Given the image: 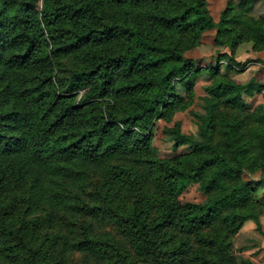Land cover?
Returning <instances> with one entry per match:
<instances>
[{"label": "trees", "instance_id": "obj_1", "mask_svg": "<svg viewBox=\"0 0 264 264\" xmlns=\"http://www.w3.org/2000/svg\"><path fill=\"white\" fill-rule=\"evenodd\" d=\"M208 0H0V264H240L234 240L261 230L264 105L249 110L236 64L197 68L187 52L218 29L231 52L264 51V17ZM211 77L199 132L157 121ZM247 176V178L245 177ZM190 183L205 199L183 203Z\"/></svg>", "mask_w": 264, "mask_h": 264}, {"label": "rangeland", "instance_id": "obj_2", "mask_svg": "<svg viewBox=\"0 0 264 264\" xmlns=\"http://www.w3.org/2000/svg\"><path fill=\"white\" fill-rule=\"evenodd\" d=\"M240 1L208 0L209 11L214 20L219 22L229 3L234 2L235 5H238ZM249 1H251L253 15L264 17V0ZM217 31L218 29H214L206 32L201 39L200 45L194 50L187 52V56L195 61L197 68L218 66L219 64L222 69H225L229 63L236 64L240 68L239 70L236 69V72L232 76L238 83L247 84L251 81H256L261 85L252 95L248 93L243 94L244 102L248 105L249 110H253L259 105H264V51H254L253 44L246 42L240 45L233 53L227 46H220L216 43ZM211 82V77L207 75L199 77L195 86L196 94L193 104L187 110L175 114L173 121L170 123L162 120L156 122L153 144L157 147L161 157L167 158L187 152V146H181L180 148L174 146V142L169 140L165 129L173 127L176 122H180L181 130L185 134L197 136L199 132L198 123L191 111H204L202 108V97L205 95V87L210 85ZM245 177L247 178V176ZM253 181L258 188L256 192L258 200L264 203V178L261 177L260 173H257ZM204 199L205 196L197 183H190L181 196L183 203H201ZM263 230L264 214L261 216L260 231L257 229V224L254 221L246 222L240 230L234 240V250L243 259V262L240 264H264V259L257 261L258 256L254 254L255 249H252L257 243H261L262 235L260 233H263ZM262 258H264V255H262Z\"/></svg>", "mask_w": 264, "mask_h": 264}, {"label": "crops", "instance_id": "obj_3", "mask_svg": "<svg viewBox=\"0 0 264 264\" xmlns=\"http://www.w3.org/2000/svg\"><path fill=\"white\" fill-rule=\"evenodd\" d=\"M260 235H262L261 236V243H262V245H261V243H257L256 246L252 247V249H255V253L254 254H256L258 256L257 261L264 259V258H262V255H264V230H263V233H260ZM262 240H263V242H262ZM253 245H255V244H253Z\"/></svg>", "mask_w": 264, "mask_h": 264}]
</instances>
